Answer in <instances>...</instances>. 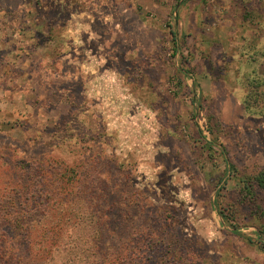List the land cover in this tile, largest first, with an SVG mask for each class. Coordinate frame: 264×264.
I'll return each mask as SVG.
<instances>
[{"label": "rangeland", "instance_id": "374dc122", "mask_svg": "<svg viewBox=\"0 0 264 264\" xmlns=\"http://www.w3.org/2000/svg\"><path fill=\"white\" fill-rule=\"evenodd\" d=\"M261 169L264 0H0V264H264Z\"/></svg>", "mask_w": 264, "mask_h": 264}, {"label": "trees", "instance_id": "16d2710c", "mask_svg": "<svg viewBox=\"0 0 264 264\" xmlns=\"http://www.w3.org/2000/svg\"><path fill=\"white\" fill-rule=\"evenodd\" d=\"M252 84L254 85L255 90L252 92L250 99H252L253 101H256L258 99L257 89H258V87H260L262 82H257L256 80H253ZM244 189H246L247 191H249L253 195H256V194L258 195V194L264 193V169H261L260 171H258L253 176L246 177ZM259 209L261 210L260 206H259ZM262 214L264 215V211H262ZM259 228H260L259 231L261 233L262 232L264 233V227H263V229H261V227L259 226ZM237 234H239V233H237ZM55 249H56V247H55Z\"/></svg>", "mask_w": 264, "mask_h": 264}]
</instances>
